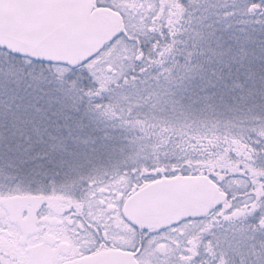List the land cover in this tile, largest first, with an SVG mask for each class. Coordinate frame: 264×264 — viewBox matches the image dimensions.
Here are the masks:
<instances>
[{
    "label": "snow or ice",
    "instance_id": "snow-or-ice-1",
    "mask_svg": "<svg viewBox=\"0 0 264 264\" xmlns=\"http://www.w3.org/2000/svg\"><path fill=\"white\" fill-rule=\"evenodd\" d=\"M0 264H264V0H0Z\"/></svg>",
    "mask_w": 264,
    "mask_h": 264
}]
</instances>
